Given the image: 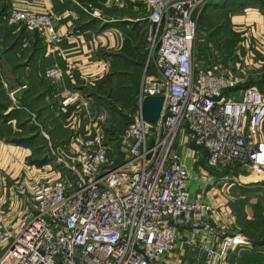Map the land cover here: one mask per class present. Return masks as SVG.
I'll use <instances>...</instances> for the list:
<instances>
[{
	"label": "built area",
	"instance_id": "1",
	"mask_svg": "<svg viewBox=\"0 0 264 264\" xmlns=\"http://www.w3.org/2000/svg\"><path fill=\"white\" fill-rule=\"evenodd\" d=\"M141 1L145 76L121 135L108 141L100 130L86 137L78 124L68 140L55 143L39 115L26 109L45 139L52 175L32 190L28 177L19 179L26 208L16 224L6 223L7 203L0 197V264H163L181 230L214 229L213 206L187 187L192 175L181 161V145L195 149L213 170L264 175V87L223 68L222 43L207 67L194 65L200 17L212 0ZM4 21L40 35L49 31L54 45L61 41L51 10L11 7ZM65 75L58 64L42 72L54 87ZM2 85L10 91L5 80ZM16 90L9 95L18 103ZM148 95L165 98L156 125L141 115ZM220 233L218 247L201 248L206 264H222L235 247L250 244L241 234Z\"/></svg>",
	"mask_w": 264,
	"mask_h": 264
},
{
	"label": "crops",
	"instance_id": "2",
	"mask_svg": "<svg viewBox=\"0 0 264 264\" xmlns=\"http://www.w3.org/2000/svg\"><path fill=\"white\" fill-rule=\"evenodd\" d=\"M247 1L212 0L200 17L194 65L207 67L222 43L244 83L264 85V0ZM89 4L93 7L87 12ZM11 7L51 10L61 41L54 45L49 31L40 35L8 26L4 13ZM145 17L141 0H0V197L7 203L6 223L20 222L26 208L19 179L28 177L32 190L52 175L45 139L26 109L39 115L55 143L68 140L78 124L86 137L100 130L108 141L119 136L136 111L135 98L144 81ZM55 64L66 70L59 87L42 77ZM2 80L10 91L17 89L18 103ZM23 84L28 87L18 89ZM70 97L76 98L64 104ZM260 136L264 140V127ZM180 154L192 175L187 184L191 194L214 208V229L181 230L163 264H206L201 248L218 247L220 230L250 242L235 247L222 264H264V183L250 185L264 178H251L236 168L213 170L190 147L181 145ZM225 175L231 180H223Z\"/></svg>",
	"mask_w": 264,
	"mask_h": 264
},
{
	"label": "water",
	"instance_id": "3",
	"mask_svg": "<svg viewBox=\"0 0 264 264\" xmlns=\"http://www.w3.org/2000/svg\"><path fill=\"white\" fill-rule=\"evenodd\" d=\"M165 98L161 95H148L141 105L142 118L152 125H156L160 120Z\"/></svg>",
	"mask_w": 264,
	"mask_h": 264
},
{
	"label": "rangeland",
	"instance_id": "4",
	"mask_svg": "<svg viewBox=\"0 0 264 264\" xmlns=\"http://www.w3.org/2000/svg\"><path fill=\"white\" fill-rule=\"evenodd\" d=\"M245 2L246 3H248V1L247 0H245ZM216 21V24H218V22L220 21V20H218V18H217V20H215ZM202 23V22H201ZM243 49H244V47L243 48H240V50H241V53L243 52ZM222 53H223V55H224V59H223V61H224V63H222L223 65H225V67L226 68H228V69H230V70H232V71H234V70H236L238 67L236 66L237 64L235 63V62H233V60H232V58L229 56V55H227L226 56V54H228L227 53V50H226V46H224L223 47V51H222ZM263 79V78H262ZM261 85H263V83H261ZM263 87H264V85H263ZM131 114H133V113H131ZM132 116V115H131ZM128 121V120H127ZM129 123H127V125H128ZM127 127V126H126ZM125 127V128H126ZM125 128H124V130H125ZM124 130L123 131H121V132H119L120 134L119 135H121L123 132H124ZM247 173H248V175H250L249 177H251V178H259V176H258V174H256L255 172H253V173H251L250 172V170L249 171H246ZM244 174H246L245 173V171L243 172ZM247 175V174H246ZM231 180V179H230ZM262 183H264V181H262L261 183H250V185H252V186H254V185H256L257 184V186H260ZM224 185H225V183H224ZM254 188H256V187H254Z\"/></svg>",
	"mask_w": 264,
	"mask_h": 264
},
{
	"label": "bare ground",
	"instance_id": "5",
	"mask_svg": "<svg viewBox=\"0 0 264 264\" xmlns=\"http://www.w3.org/2000/svg\"><path fill=\"white\" fill-rule=\"evenodd\" d=\"M259 176V178H262V177H264V175H258Z\"/></svg>",
	"mask_w": 264,
	"mask_h": 264
}]
</instances>
